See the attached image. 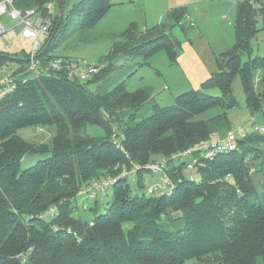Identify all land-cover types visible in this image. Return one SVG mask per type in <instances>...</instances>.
I'll return each mask as SVG.
<instances>
[{"label": "trees", "instance_id": "trees-1", "mask_svg": "<svg viewBox=\"0 0 264 264\" xmlns=\"http://www.w3.org/2000/svg\"><path fill=\"white\" fill-rule=\"evenodd\" d=\"M58 1L21 0L19 7L45 12L46 5ZM121 2L76 0L67 14L64 0L68 21L53 23L42 62L61 57L53 54V41L65 24L94 28ZM261 3H239L234 47L216 57V73L199 90L182 93L171 106L158 104L150 88L131 92L122 83L111 90L110 63L141 57L148 64L166 52L177 65L183 41L174 29L180 27L185 40L193 29L185 22L187 7L168 12L152 29L141 31L131 24L116 37L104 68L86 83L64 72L25 84L18 79L16 92L0 102V264H264V195L245 162L247 146L263 143V135H247L238 150L205 161L199 181L185 179L182 167L173 170L170 175L178 184L171 196L133 194L129 179L121 177L125 167L147 166L231 130L228 110L237 106L232 92L237 74L249 111L262 112L264 96L256 83L259 72L264 80V57H252L264 13L257 8ZM9 60L18 57L0 53V69ZM20 62L23 70L28 67L27 61ZM213 88L221 95L205 93ZM217 107L224 112L199 119ZM89 126L105 136L89 135ZM26 127H55L56 135L49 144H33L19 135ZM113 131L124 136L122 150L112 141ZM26 156L42 159L22 169ZM146 175L142 171L137 179L144 189ZM109 177L118 180L108 208L97 213L98 198L89 202L92 221L77 216L72 201L80 189ZM53 207L59 215L43 218Z\"/></svg>", "mask_w": 264, "mask_h": 264}, {"label": "rangeland", "instance_id": "rangeland-1", "mask_svg": "<svg viewBox=\"0 0 264 264\" xmlns=\"http://www.w3.org/2000/svg\"><path fill=\"white\" fill-rule=\"evenodd\" d=\"M200 1L201 0H137L135 6L132 9H116L111 11V13L107 14L103 19H101L94 28H82L79 23H73V25L69 23L68 26L65 24L64 30L61 29V31L59 30V32L54 35L56 38L53 41V45H55L53 54L75 60H85L88 63L94 65L104 64L103 59L114 45L116 37L122 34L131 24L136 23L140 30L155 28L160 23H162L163 18L168 12L184 5H187L186 7L191 9L194 7V11L197 14H204L203 9L200 8L203 6L201 5ZM231 1L237 3L238 0ZM243 1L245 0H239L238 2ZM75 2L76 0H65V12L67 14L70 12ZM127 3L130 2L128 1ZM58 8L59 6H57L55 19L53 20L55 25L56 23L58 25L60 21V12ZM257 8L264 12V3L257 5ZM65 12L63 15V23L68 21V16ZM212 12L213 10L211 13ZM226 16L227 20L225 23L227 25H229V23L233 25L228 27V31L233 33V35H236L235 26L237 23V13H235V15H230L227 13ZM186 21L192 23L189 15ZM3 23L7 29V33L4 34L2 38H0V52L10 53L13 56L20 55L23 51H29L30 53L34 41L30 39L21 40L18 34L20 29L16 28L17 25L15 22L5 18ZM221 23L226 25L224 21ZM258 26L260 33L253 41L254 53L252 54V57H264V13L259 18ZM196 32L197 30H194L193 28L190 33L194 35ZM174 33L177 35L180 41L185 40L184 34L182 33L180 27H175ZM45 42V38L41 39L42 44ZM24 57L25 56H23V59ZM244 58L247 60V56ZM18 63L19 62L16 60H9L7 64L4 65V69L0 71V80L6 79L8 76L15 73L17 71L16 68L19 65ZM148 63L149 65L143 64L141 57L132 59L121 57L117 60H114L112 63H110L112 72L109 78L113 83L111 90L122 83H124L127 90L131 92L144 88L145 86L153 85L155 86L157 93L161 92L159 99L162 101L159 102L160 105L162 107L173 105L175 103V99L179 95L187 92L183 91L182 93H179L181 90H179L178 87H182L181 84H177V86L175 82H172V85L170 84V79L172 81L173 75L177 76L180 73L177 65H174L170 62L169 56H167L166 52L157 54ZM26 69L27 66L24 68V70H22V72ZM261 73L262 72H259L257 74L256 87L258 92L264 96V80ZM96 87L92 88L94 92L96 91ZM165 87H167V89H165ZM232 92L234 98L236 99L237 106L228 110V118L231 128H243L248 135H252L254 134L255 126L264 127V99L262 112L252 114L247 107L246 93L243 88L241 77L238 74L235 75L233 79ZM205 93L213 96L221 95L219 88L207 90ZM223 112L224 110L220 107L213 108L199 116V119L210 120L222 114ZM120 125L122 127L123 123L121 124L120 122V124H117L116 127L120 129ZM225 132L226 129L222 130L220 132L221 134H219L220 137L223 136L224 134L222 133ZM87 133L97 138L105 136V132L96 126H89L87 128ZM19 135L26 141L33 144H49L56 135V128H46L41 131L38 129V127H26L19 131ZM247 151L248 152L245 154V162L247 165L249 164V170L251 171L252 168V173H256L254 176L255 183L259 195L263 196L264 142L247 146ZM40 159H42L41 156H26L22 161V169L30 168ZM186 174L190 175V173ZM146 177H148L150 182H154L155 180L150 174H147ZM137 179L138 177H130L128 183L133 194L142 195L143 193H146V190L138 183ZM196 179L199 181L200 176H197ZM111 198L112 190L108 192L107 196L99 197L97 213L104 212V210L108 208V203L111 201ZM78 203L83 204L86 203V201L78 199ZM89 204L91 205L93 203ZM75 214L87 221H92L95 217L93 212H90L89 210L87 212L83 211L81 207H77ZM187 264H196V261L188 262Z\"/></svg>", "mask_w": 264, "mask_h": 264}, {"label": "built area", "instance_id": "built-area-1", "mask_svg": "<svg viewBox=\"0 0 264 264\" xmlns=\"http://www.w3.org/2000/svg\"><path fill=\"white\" fill-rule=\"evenodd\" d=\"M21 0H0V38L7 33V29L3 23L5 18L16 23L19 30V38L21 40H33L32 50L28 53V67L25 71H18L8 76L6 79L0 80V102L5 98L14 94L18 88V79L25 84L31 79L39 78L43 74L50 72H64L71 80L81 83L93 79L103 68L104 65L90 64L85 60H75L65 57H58L49 63H43L40 57L43 55L42 50L45 45L41 43V39H48L53 20L55 19L58 2H53L45 6V12L38 9H22L19 7ZM191 27L193 23L185 21ZM182 25V23H180ZM43 130V129H39ZM254 132L264 136V127L255 126ZM248 134L243 128L231 129L225 132L223 136H213L209 140L199 143L191 148L180 151L170 157H163L147 166L132 165V168H124L122 178L138 177L140 172L150 174L155 180L150 182L148 177L144 178L146 195L148 197H165L171 196L176 190L177 184L173 181L170 173L182 167L184 178L190 181H197L200 176V168L204 162L212 160L219 155H226L239 149V143L245 139ZM124 136H119L113 131L112 141L116 147L122 150L121 142ZM186 173H190L187 175ZM120 177V178H121ZM116 178H106L101 180H93L89 185L83 187L78 192L73 203L81 207L83 211L89 210V202H94L100 196H107L108 192L117 183ZM182 180V179H181ZM181 180H179L181 182ZM178 181V182H179ZM78 199L86 201L79 204ZM59 215L58 209L53 207L43 215V218H55Z\"/></svg>", "mask_w": 264, "mask_h": 264}, {"label": "crops", "instance_id": "crops-1", "mask_svg": "<svg viewBox=\"0 0 264 264\" xmlns=\"http://www.w3.org/2000/svg\"><path fill=\"white\" fill-rule=\"evenodd\" d=\"M128 1L130 3H127ZM238 1L235 3L231 0H201L200 3L203 6L200 8L203 9L204 14H197L194 11V7L192 9L188 8L189 18L194 24V30L196 29L197 32L194 35L191 33L192 35L190 34L189 39L183 40L181 55L177 62L180 73L177 76L173 75L172 81L170 79L171 85L172 82H175L176 86L177 84L182 85V87H178V89L181 90L179 93L183 91L199 90L203 83L216 73V57L234 47L236 41L235 35L228 31V27L233 25L231 23L227 25L225 22L227 20V13L230 15H235V13H237L240 3ZM136 2L137 0H123V2L111 8L108 14L116 9H132ZM186 6L187 5L181 7ZM212 10L213 12L211 13ZM222 21H224L226 25L221 23ZM145 30L146 29H143L141 31ZM28 53L29 51H23L20 55H17L18 60L16 61L19 62V65L16 68V72L23 70L20 61L25 60L28 62V58H26ZM23 56H25L24 59ZM146 65H149V63ZM2 69H4V66L0 71H2ZM145 87L151 89L153 98L160 104L159 102L162 101L159 99L161 92L157 93L153 85ZM165 89H167V87H165Z\"/></svg>", "mask_w": 264, "mask_h": 264}, {"label": "water", "instance_id": "water-1", "mask_svg": "<svg viewBox=\"0 0 264 264\" xmlns=\"http://www.w3.org/2000/svg\"><path fill=\"white\" fill-rule=\"evenodd\" d=\"M58 6H59L58 9H59V12H60V21H59V25H60L62 20H63V15H64V0H59L58 1ZM51 42H52V39H51L50 43Z\"/></svg>", "mask_w": 264, "mask_h": 264}]
</instances>
